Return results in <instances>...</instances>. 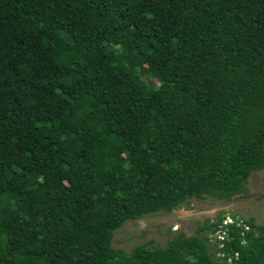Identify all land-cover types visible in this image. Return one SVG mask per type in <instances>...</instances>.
Wrapping results in <instances>:
<instances>
[{
	"label": "trees",
	"instance_id": "16d2710c",
	"mask_svg": "<svg viewBox=\"0 0 264 264\" xmlns=\"http://www.w3.org/2000/svg\"><path fill=\"white\" fill-rule=\"evenodd\" d=\"M263 167L264 0H0V264H264L224 213L111 243Z\"/></svg>",
	"mask_w": 264,
	"mask_h": 264
},
{
	"label": "rangeland",
	"instance_id": "374dc122",
	"mask_svg": "<svg viewBox=\"0 0 264 264\" xmlns=\"http://www.w3.org/2000/svg\"><path fill=\"white\" fill-rule=\"evenodd\" d=\"M132 63H136L135 60ZM142 78L149 81L146 74ZM156 81V80H155ZM33 180L41 176L40 167L34 162ZM246 193H238L230 198L218 199L211 196L192 197L170 211H158L145 214L139 218L125 220L112 237V245L129 251L138 243L153 240L154 245H164L167 238L177 230L187 234L196 232L197 227L208 223L211 218L225 213L239 214L246 220L264 221V167L254 170L248 177ZM236 216V215H235ZM215 234H218L216 231ZM216 238L210 236L214 247ZM216 253V257H218Z\"/></svg>",
	"mask_w": 264,
	"mask_h": 264
},
{
	"label": "built area",
	"instance_id": "2783aa9c",
	"mask_svg": "<svg viewBox=\"0 0 264 264\" xmlns=\"http://www.w3.org/2000/svg\"><path fill=\"white\" fill-rule=\"evenodd\" d=\"M210 221H213V219L211 218ZM233 221L237 225H244L245 227H247V225L245 224L244 218L242 216H240L239 214H237L236 216H233L230 213H225V215L223 216V218L221 220V223L216 227V229L214 231V234L216 231L218 232V234H215V237L217 236V239H219V240L217 241V239H216L215 241L217 242L219 247L223 245L222 241H220V240L223 239V237L225 235V230L221 227V224H228V223L233 222ZM211 234H213V233H211ZM217 254L223 255L224 252H223V250H218ZM227 259H230V258L228 257Z\"/></svg>",
	"mask_w": 264,
	"mask_h": 264
}]
</instances>
